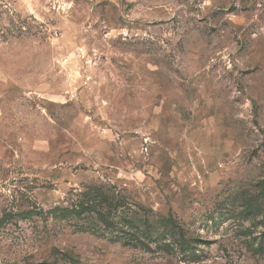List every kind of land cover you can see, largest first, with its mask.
Instances as JSON below:
<instances>
[{
  "label": "rangeland",
  "instance_id": "rangeland-1",
  "mask_svg": "<svg viewBox=\"0 0 264 264\" xmlns=\"http://www.w3.org/2000/svg\"><path fill=\"white\" fill-rule=\"evenodd\" d=\"M93 189L169 224L45 214ZM40 210L0 264H264V0H0V218Z\"/></svg>",
  "mask_w": 264,
  "mask_h": 264
},
{
  "label": "trees",
  "instance_id": "trees-1",
  "mask_svg": "<svg viewBox=\"0 0 264 264\" xmlns=\"http://www.w3.org/2000/svg\"><path fill=\"white\" fill-rule=\"evenodd\" d=\"M97 193L98 190L96 189L90 190L87 193L90 195L85 202H79L77 205L71 206L70 208L58 207L45 214H52L54 219L60 220H71V216L79 218L82 215L87 214V216L92 218L91 223L93 227L101 231L106 230L110 233H113L115 235L114 238H117L118 235L123 236L124 238H129L131 240V244L136 243L140 246H148L153 242H157L158 238L160 237L158 234V225L161 228L163 225L162 222L169 224V219L155 220L148 218V215H142V217L139 218L137 213L134 212L132 217L119 216L118 219H120L122 222V226H120L119 223L115 222L116 215H112V212L120 215L123 214V212L119 210V203H117V201H111L104 196L101 197L100 194ZM104 211L106 213H104ZM32 215H42V210L35 213L32 211L19 214L4 213V215L0 218V227L16 218L24 219L29 218ZM60 258L63 259L64 262H69L71 264H74L73 262H75L70 253H62Z\"/></svg>",
  "mask_w": 264,
  "mask_h": 264
}]
</instances>
